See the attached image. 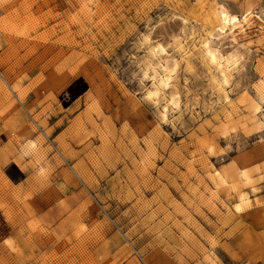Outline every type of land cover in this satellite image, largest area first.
Wrapping results in <instances>:
<instances>
[{
	"label": "rangeland",
	"instance_id": "rangeland-1",
	"mask_svg": "<svg viewBox=\"0 0 264 264\" xmlns=\"http://www.w3.org/2000/svg\"><path fill=\"white\" fill-rule=\"evenodd\" d=\"M0 264H264V0H0Z\"/></svg>",
	"mask_w": 264,
	"mask_h": 264
},
{
	"label": "bare ground",
	"instance_id": "bare-ground-1",
	"mask_svg": "<svg viewBox=\"0 0 264 264\" xmlns=\"http://www.w3.org/2000/svg\"><path fill=\"white\" fill-rule=\"evenodd\" d=\"M222 17H223L224 27H226L228 24H230L231 16L226 13H223Z\"/></svg>",
	"mask_w": 264,
	"mask_h": 264
}]
</instances>
